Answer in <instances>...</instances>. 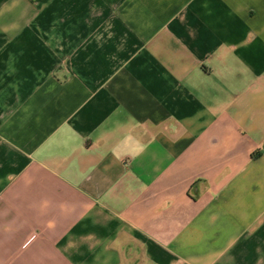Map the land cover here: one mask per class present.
<instances>
[{"label": "crops", "instance_id": "0c3cea01", "mask_svg": "<svg viewBox=\"0 0 264 264\" xmlns=\"http://www.w3.org/2000/svg\"><path fill=\"white\" fill-rule=\"evenodd\" d=\"M0 264H264V0H0Z\"/></svg>", "mask_w": 264, "mask_h": 264}]
</instances>
